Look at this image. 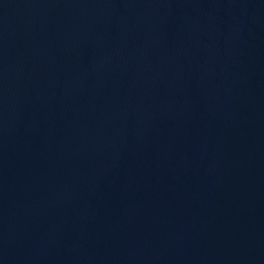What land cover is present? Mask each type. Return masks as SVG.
Masks as SVG:
<instances>
[{"label":"water","instance_id":"1","mask_svg":"<svg viewBox=\"0 0 264 264\" xmlns=\"http://www.w3.org/2000/svg\"><path fill=\"white\" fill-rule=\"evenodd\" d=\"M0 264H264V0H0Z\"/></svg>","mask_w":264,"mask_h":264}]
</instances>
